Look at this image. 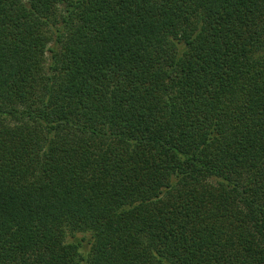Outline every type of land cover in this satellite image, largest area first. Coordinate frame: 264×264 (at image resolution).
<instances>
[{
  "label": "trees",
  "instance_id": "1",
  "mask_svg": "<svg viewBox=\"0 0 264 264\" xmlns=\"http://www.w3.org/2000/svg\"><path fill=\"white\" fill-rule=\"evenodd\" d=\"M0 264H264V0H0Z\"/></svg>",
  "mask_w": 264,
  "mask_h": 264
}]
</instances>
